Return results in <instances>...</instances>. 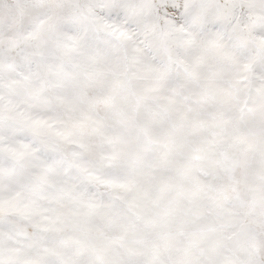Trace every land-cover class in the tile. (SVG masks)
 <instances>
[{
    "label": "snow or ice",
    "instance_id": "snow-or-ice-1",
    "mask_svg": "<svg viewBox=\"0 0 264 264\" xmlns=\"http://www.w3.org/2000/svg\"><path fill=\"white\" fill-rule=\"evenodd\" d=\"M0 264H264V0H0Z\"/></svg>",
    "mask_w": 264,
    "mask_h": 264
}]
</instances>
